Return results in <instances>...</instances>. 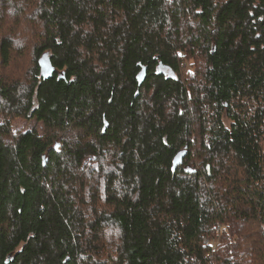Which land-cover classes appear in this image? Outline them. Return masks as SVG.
Here are the masks:
<instances>
[{
	"label": "trees",
	"instance_id": "1",
	"mask_svg": "<svg viewBox=\"0 0 264 264\" xmlns=\"http://www.w3.org/2000/svg\"><path fill=\"white\" fill-rule=\"evenodd\" d=\"M0 116V264H264V0H0Z\"/></svg>",
	"mask_w": 264,
	"mask_h": 264
},
{
	"label": "rangeland",
	"instance_id": "2",
	"mask_svg": "<svg viewBox=\"0 0 264 264\" xmlns=\"http://www.w3.org/2000/svg\"><path fill=\"white\" fill-rule=\"evenodd\" d=\"M4 122V119L0 116V124ZM45 129V126L42 122H39L37 120H27V119H23V118H18L13 122V130L15 132H22V133H26V132H31V131H37L40 135L43 134ZM73 135L76 133H72ZM72 134H70L69 136H72ZM229 238L231 240L235 239V235L232 233L229 235ZM220 243V240H219Z\"/></svg>",
	"mask_w": 264,
	"mask_h": 264
},
{
	"label": "water",
	"instance_id": "3",
	"mask_svg": "<svg viewBox=\"0 0 264 264\" xmlns=\"http://www.w3.org/2000/svg\"><path fill=\"white\" fill-rule=\"evenodd\" d=\"M145 79H146V69H143V71L138 76L139 84L142 85L144 83ZM185 155H186V153L184 152L175 158L173 170H175L177 168V166L182 164Z\"/></svg>",
	"mask_w": 264,
	"mask_h": 264
}]
</instances>
